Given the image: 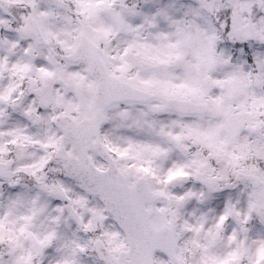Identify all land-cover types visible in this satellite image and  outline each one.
<instances>
[{
  "label": "snow or ice",
  "instance_id": "1",
  "mask_svg": "<svg viewBox=\"0 0 264 264\" xmlns=\"http://www.w3.org/2000/svg\"><path fill=\"white\" fill-rule=\"evenodd\" d=\"M0 264H264V0H0Z\"/></svg>",
  "mask_w": 264,
  "mask_h": 264
}]
</instances>
